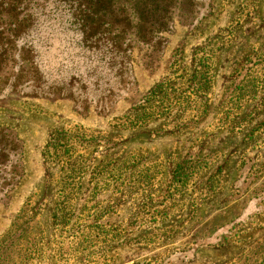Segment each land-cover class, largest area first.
Segmentation results:
<instances>
[{"label":"rangeland","instance_id":"obj_1","mask_svg":"<svg viewBox=\"0 0 264 264\" xmlns=\"http://www.w3.org/2000/svg\"><path fill=\"white\" fill-rule=\"evenodd\" d=\"M72 38L41 51L59 85L86 71ZM163 39L134 44L120 96L111 75L83 105L0 97L18 152L0 177V264H264V0L177 9Z\"/></svg>","mask_w":264,"mask_h":264},{"label":"trees","instance_id":"obj_2","mask_svg":"<svg viewBox=\"0 0 264 264\" xmlns=\"http://www.w3.org/2000/svg\"><path fill=\"white\" fill-rule=\"evenodd\" d=\"M201 2L0 0V97L5 93L32 98L59 97L83 105L94 102L86 97L89 87L97 90L111 75L119 82L120 96L136 83L132 62L134 44L160 53L165 45L164 34L173 29L176 10L188 21ZM61 35L73 37L76 56L83 61L82 68L86 71L71 74L59 85L53 74L45 71L41 51L50 48V41ZM101 102L104 103L103 98L98 105ZM13 140L7 131L0 129V177L8 169L5 161L9 160L10 153H18ZM53 146L56 151L61 147L62 155L71 152L66 145L55 143ZM8 256L2 254L3 263Z\"/></svg>","mask_w":264,"mask_h":264}]
</instances>
